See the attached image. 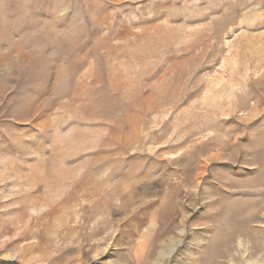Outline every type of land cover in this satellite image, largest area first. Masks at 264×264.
Instances as JSON below:
<instances>
[{"label": "rangeland", "instance_id": "obj_1", "mask_svg": "<svg viewBox=\"0 0 264 264\" xmlns=\"http://www.w3.org/2000/svg\"><path fill=\"white\" fill-rule=\"evenodd\" d=\"M11 1L0 264H264V0Z\"/></svg>", "mask_w": 264, "mask_h": 264}, {"label": "bare ground", "instance_id": "obj_2", "mask_svg": "<svg viewBox=\"0 0 264 264\" xmlns=\"http://www.w3.org/2000/svg\"><path fill=\"white\" fill-rule=\"evenodd\" d=\"M13 1V0H12ZM11 1V2H12ZM19 1V0H18ZM21 1V3H23L25 0H23V2H22V0H20ZM17 2V1H16ZM9 0H0V35H2V34H4V30H5V21H9L8 20V12H9ZM14 4H16V3H14L13 2V5ZM28 4V3H27ZM18 5H20L19 3H18ZM26 5V4H25ZM24 5V6H25ZM30 6V4L28 5V7ZM20 9H22V5H20ZM27 7V8H28ZM27 8H26V10H27ZM13 10V9H12ZM22 11H24V8H23V10ZM11 12V11H10ZM13 12V11H12ZM19 12H20V10H19ZM28 12H29V9H28ZM10 18V17H9ZM17 18V17H16ZM22 19V18H21ZM23 21V20H22ZM8 25V24H7ZM4 42V41H3ZM3 55V54H2ZM4 56H5V54H4ZM4 56H0V61L1 60H4ZM5 60H6V58H5ZM4 76V75H3ZM165 215V214H164ZM227 216V215H226ZM166 219V218H165ZM230 238V237H229ZM231 239H234V237H231ZM235 240V239H234ZM226 241H228L227 239H226ZM232 241V240H231ZM234 243V242H233ZM228 244V243H227ZM231 244H232V242H231ZM230 246V245H229Z\"/></svg>", "mask_w": 264, "mask_h": 264}]
</instances>
